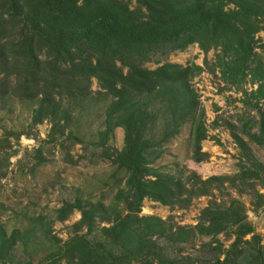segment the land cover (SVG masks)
Segmentation results:
<instances>
[{
    "label": "trees",
    "instance_id": "1",
    "mask_svg": "<svg viewBox=\"0 0 264 264\" xmlns=\"http://www.w3.org/2000/svg\"><path fill=\"white\" fill-rule=\"evenodd\" d=\"M134 2L0 0V100L13 95L21 103L37 106L34 123L42 117L54 123L83 112L91 81L96 80L103 91L99 95L111 106L107 128L97 134L92 147L107 153L115 168L113 176L122 178L125 189L116 193V200L126 205L125 215L80 197L65 204L57 212L59 219L77 211L78 231L66 242L45 233L43 256L37 260L33 250L24 264H189L159 243L165 240L176 247L187 242L186 231L175 230L158 217L140 216V211L145 199L173 207L207 195L194 173L180 170L172 176L155 167L188 123L195 130L194 159L203 161L199 143L204 137L195 127L200 102L191 84L201 69L166 64L148 71L140 63L194 44L219 51L218 68L227 84L240 87L248 78L256 86L250 94L242 91L249 99L243 105L256 111L255 126L243 119V129L249 141L264 151V60L255 52L261 48L256 35L264 28V0ZM64 100L68 108L63 107ZM112 122L124 131V145L109 154ZM233 136L241 148L246 147L236 130ZM186 172L188 177L183 178ZM240 178L250 181L260 176L245 171ZM105 222L110 226L98 227ZM82 229L86 232L79 233ZM193 229L216 244L209 263L264 264V245L240 201L233 200L226 208H206ZM220 235L233 239L229 248L217 240ZM248 236L250 241L245 240ZM21 237L18 232L7 237L0 229V264H17L14 253Z\"/></svg>",
    "mask_w": 264,
    "mask_h": 264
},
{
    "label": "rangeland",
    "instance_id": "2",
    "mask_svg": "<svg viewBox=\"0 0 264 264\" xmlns=\"http://www.w3.org/2000/svg\"><path fill=\"white\" fill-rule=\"evenodd\" d=\"M256 39L261 48L255 52L264 60V28ZM218 54L217 50L205 51L194 44L184 51L158 55L152 62L139 64L148 71L166 64L194 65L201 69L191 84L200 102L201 113L195 127L204 137L199 143L203 161L194 159L195 130L188 123L166 146L155 167L165 168L163 172L172 176H177L180 170L194 173L198 184L207 189V195L173 207L145 199L140 211V216L158 217L171 228L186 231L187 242L176 247L165 240L159 243L166 246L171 256L186 258L189 264H212L209 262L215 257L213 240L199 236L193 229L201 213L208 207L226 208L233 200L246 207L247 221L264 245V151L249 141L243 129V119L255 126L256 111L250 112L251 105L249 108L243 105V100L249 99L242 91L250 94L256 86H251L248 78L240 87L227 84L218 68ZM90 91L82 113H73L68 120L59 117L54 123L49 117L34 123L37 106L21 103L13 95L0 100V229L7 237L15 232L22 235L14 253L17 264H24L33 250L37 251V260L43 256L40 248L45 244V233L62 242L74 236L80 214L75 211L61 221L57 212L78 197L92 203L102 202L107 208L126 214L125 203L116 200L117 191L125 190L122 178L113 176L115 168L105 156L107 153L92 147L98 140L97 134L107 128L111 102L99 95L103 91L96 80L91 81ZM68 105V100H64L63 107ZM251 129L256 132V127ZM233 130L246 147L239 146ZM123 145L124 131L114 127L106 145L108 153L121 151ZM245 171L259 174L260 178L245 181L240 178ZM187 172L183 178L188 177ZM102 226L110 225L98 224L99 228ZM217 240L225 249L233 242L223 235Z\"/></svg>",
    "mask_w": 264,
    "mask_h": 264
}]
</instances>
